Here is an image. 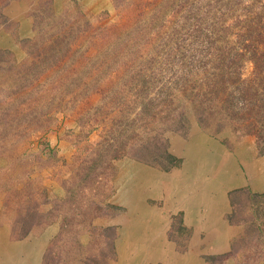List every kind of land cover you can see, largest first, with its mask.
Segmentation results:
<instances>
[{
  "label": "rangeland",
  "instance_id": "374dc122",
  "mask_svg": "<svg viewBox=\"0 0 264 264\" xmlns=\"http://www.w3.org/2000/svg\"><path fill=\"white\" fill-rule=\"evenodd\" d=\"M5 15L0 264H264L249 208L264 154L240 104L264 90V0H11Z\"/></svg>",
  "mask_w": 264,
  "mask_h": 264
},
{
  "label": "trees",
  "instance_id": "16d2710c",
  "mask_svg": "<svg viewBox=\"0 0 264 264\" xmlns=\"http://www.w3.org/2000/svg\"><path fill=\"white\" fill-rule=\"evenodd\" d=\"M10 2L11 0H0V23H4L8 19L5 15V9ZM250 60L252 61L253 72L254 74H257L259 78L257 80L259 83L258 85L264 88V52H260V54H252ZM240 75L241 73L237 74V77H240ZM240 92V96L243 99V101L240 102V104H242L241 108L249 110V112H247V118H244L247 119L246 123L242 124V126L246 129V133L256 136V146L258 147L260 153L264 154V90H262V93L259 94L260 96L254 93H249L248 96H255L250 99L257 102L255 104L253 103L250 107H248V109L247 106L249 104L245 100H249V98L243 94L245 93V90H240ZM253 107L255 112L254 114L251 113ZM257 113H261V116L257 115ZM249 205V208L254 212V215L251 216L253 231H256L257 233L264 232V192L260 194H249Z\"/></svg>",
  "mask_w": 264,
  "mask_h": 264
},
{
  "label": "crops",
  "instance_id": "0c3cea01",
  "mask_svg": "<svg viewBox=\"0 0 264 264\" xmlns=\"http://www.w3.org/2000/svg\"><path fill=\"white\" fill-rule=\"evenodd\" d=\"M217 214L218 213H216V219L219 222V224L215 225L216 227L215 226L213 227L214 229H216L217 234H215L212 237L214 238L213 241L216 242L215 247L222 249L224 247L223 245L225 244L224 241L228 238V236L230 234L229 232L231 230L228 229V227H227L228 225H225V223L222 222L220 216ZM36 262H37V259H36ZM195 264H196V262H195ZM258 264H262V263H258Z\"/></svg>",
  "mask_w": 264,
  "mask_h": 264
}]
</instances>
